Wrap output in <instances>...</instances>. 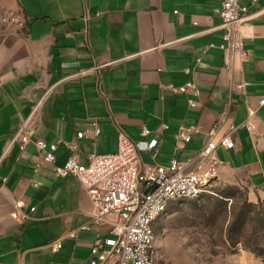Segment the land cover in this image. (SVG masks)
<instances>
[{
    "label": "crops",
    "instance_id": "obj_1",
    "mask_svg": "<svg viewBox=\"0 0 264 264\" xmlns=\"http://www.w3.org/2000/svg\"><path fill=\"white\" fill-rule=\"evenodd\" d=\"M222 1L88 0L87 21L83 0H0L1 264H89L97 232L108 234L107 225L80 228L91 221L93 201L76 176L54 173L68 142L86 162L89 153L116 151L122 128L133 139L157 138L142 159L167 164L196 155L226 114L218 135L237 125L235 146H218L217 179L264 187V0L240 1L248 7L240 24L245 61L218 46ZM11 11L23 27L3 21ZM99 64L106 65L94 69ZM187 79L200 89L195 107L190 94L167 89ZM26 119L31 140L23 145L16 135ZM181 126L195 127L189 142L176 137ZM38 138L58 143L54 164ZM17 199L26 201L22 221L12 216ZM56 239L62 247L53 252Z\"/></svg>",
    "mask_w": 264,
    "mask_h": 264
},
{
    "label": "built area",
    "instance_id": "obj_2",
    "mask_svg": "<svg viewBox=\"0 0 264 264\" xmlns=\"http://www.w3.org/2000/svg\"><path fill=\"white\" fill-rule=\"evenodd\" d=\"M240 1H222L218 11L222 17L221 26L224 32L223 40L218 46L223 50L239 53L241 59L245 61L249 57V50L244 45L240 24L248 7L242 5ZM83 2L84 18L88 21L90 17L88 0H83ZM3 21L9 23L11 27L24 26L20 15L12 11L3 16ZM197 60L200 61L201 57ZM104 65H96L94 69H99ZM86 71L87 69H83L79 73ZM185 72L190 73L191 68H185ZM246 84L244 82L239 86ZM167 89L173 93L190 94V106L197 105L195 98L199 96L200 89L193 79H187L181 85L169 83ZM259 104L264 105V97L260 99ZM225 123H227L226 114L219 121L220 125ZM219 124L209 129L208 139L196 155L186 159L174 156L167 164H150L142 159L141 152L155 148L158 143L157 138L149 141L133 139L122 128L118 129L116 151L89 153L86 162H82L78 157L77 143H67L69 154L66 161L62 165L55 164L53 169L57 176H76L93 201L94 212L91 215V221L83 223L80 228L89 230L92 227L91 223L109 227L107 235L97 232L91 247L89 264L159 263L162 253L155 241L157 220L166 213L173 202L197 199L211 192L210 186L217 179L221 164L216 152L218 146L226 148L235 146L232 135L237 125L230 123L228 133L219 136ZM163 127L168 128L169 125L164 123ZM247 127L250 130L253 129L250 122H247ZM95 131L98 133L99 128L96 127ZM194 131L193 126H181L176 132V137L189 142ZM148 132L149 129L144 126L141 133L146 135ZM84 135V131L78 132V137ZM16 137L23 145L31 140L29 119L23 120ZM35 143L43 151L45 161L54 164L57 159L58 143H49L42 138L36 139ZM155 156L156 154L153 153V157ZM35 184L38 185V183ZM25 206V200L17 199L12 216L19 221L27 218ZM34 208L31 207L32 210ZM69 236L75 237L76 231L70 232ZM61 247V239H56L51 243L53 252Z\"/></svg>",
    "mask_w": 264,
    "mask_h": 264
},
{
    "label": "rangeland",
    "instance_id": "obj_3",
    "mask_svg": "<svg viewBox=\"0 0 264 264\" xmlns=\"http://www.w3.org/2000/svg\"><path fill=\"white\" fill-rule=\"evenodd\" d=\"M210 188L157 220L158 264H264V187L216 179Z\"/></svg>",
    "mask_w": 264,
    "mask_h": 264
}]
</instances>
